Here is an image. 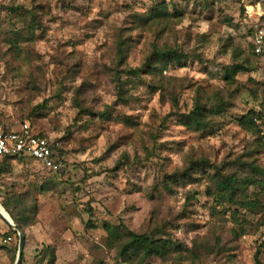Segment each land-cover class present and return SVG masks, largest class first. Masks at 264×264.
Here are the masks:
<instances>
[{
    "label": "rangeland",
    "instance_id": "374dc122",
    "mask_svg": "<svg viewBox=\"0 0 264 264\" xmlns=\"http://www.w3.org/2000/svg\"><path fill=\"white\" fill-rule=\"evenodd\" d=\"M158 2L181 15L137 23L135 14L155 11ZM17 6L18 12L11 10ZM30 9L33 35L25 22ZM261 9L249 18L237 0H0L3 112L11 126L28 121L35 133L54 142L64 164L54 173L39 163L16 161L1 178L0 193L21 195V206L34 200L42 211L54 208L43 248L58 252V262L40 247L41 254L21 264H41L39 255L48 257L46 264H128L106 245L104 221L122 222L136 233L150 232L155 222H172L177 225L172 235L195 250L192 259L137 258L133 264H258L264 198L258 209H238L245 222L238 241L227 235L235 226L229 211L216 238L218 217L210 207L222 209L207 194L205 178L250 175L251 165L264 170L263 145L237 121L252 109L264 122V58L253 56L250 47L252 25L264 27V0ZM120 34L131 41L125 63L117 57ZM152 45L187 54L162 65V75L154 77H162L160 86H168L175 100L169 93L146 94L142 86L136 91L129 81L125 89L133 97L116 103L117 77L128 80L126 70L140 66ZM237 64L242 69L225 79L229 66ZM195 98L206 110L220 101L225 108L207 112L204 130L193 131L181 121ZM102 112L108 114L99 116ZM198 162L199 174L189 170V180L182 177L173 192L162 188L168 177ZM193 192L196 199L187 201ZM257 192L250 188L252 199Z\"/></svg>",
    "mask_w": 264,
    "mask_h": 264
},
{
    "label": "trees",
    "instance_id": "16d2710c",
    "mask_svg": "<svg viewBox=\"0 0 264 264\" xmlns=\"http://www.w3.org/2000/svg\"><path fill=\"white\" fill-rule=\"evenodd\" d=\"M155 7V11L150 10L149 12L141 15L135 14L137 23L146 24L158 19L169 21L181 15L180 9H177L175 7V12L170 13L169 5L166 2H158ZM20 9L21 7L17 6L15 8H12L11 10L18 12ZM28 13L30 14V17L25 20V22L27 23L28 31H30L29 33L33 35L36 29L34 10L30 9ZM166 17L170 18L165 19ZM130 42L131 41L129 35L125 36L120 34L118 36V61H122L123 63L126 62L131 45ZM152 46L154 47V49L152 50L151 55L146 56L144 62L140 66L129 68L128 70H126V74L129 77L128 80L123 81L119 77H117L116 103H124L130 99L131 95L129 94L128 89H125V82L129 81L130 86L133 87V89H135L136 91L139 87L142 86L145 88L144 90L146 94H154L159 92L162 96H164L169 93L171 94L170 97L175 100V94L172 90L169 89L168 86H160L162 77L161 80H154V77L155 75H162V65L179 62L183 55L187 54L184 51L182 53V50L178 48L170 46ZM250 47L253 56L263 59L261 56L256 55L252 52L251 43ZM159 64H161V66ZM236 68L242 69V65L237 64L229 66L225 75V79H232L233 75L235 74ZM1 101L2 100L0 98V102ZM211 109L216 110V112L225 110L221 101L212 105L209 110H206L204 103L199 98H195L192 109L188 113L182 114V124L193 131L201 129L204 130L208 126L206 115L207 112H211ZM107 114V112H102L99 114V116L104 117ZM2 120L5 123V126H11L8 121V117L5 116L4 113L2 116ZM237 121L238 125L241 128L255 135L256 141L264 147V134L262 132V125H264V122L262 113L260 111L250 109L247 113L242 114L239 118H237ZM38 135L42 136L41 134ZM51 150L52 157H57L58 153L60 152L58 147L53 144V146H51ZM124 159L127 160V157H125ZM21 160L23 159H17L16 157L11 156L3 157L0 160V175L3 176L7 172H10L12 163ZM200 162L196 163V165L190 164L191 167H188L181 174L175 173L173 174V176L168 177V180H166L167 182L163 183L162 188L169 192H173V186L179 184L182 177L184 179H188L190 177L188 173L189 170H193V172L197 174L203 171V164ZM202 162L207 164L205 160H203ZM242 164L245 165V163ZM250 167V175L238 172L237 174L222 175L220 178L218 177L220 173H213L207 174L205 178V181L208 182V186L206 187L207 194L211 196L217 203V205L221 206L222 209V211H219L216 207H210L211 214H215L218 217V229H215V231H218L215 233L216 238L219 237V233L223 230L222 228L225 227V222L227 219L226 214L229 211L230 216L235 223V226L229 228V230L227 231V235H229L228 237H230L231 239L238 241V239L242 236L244 228L243 225L245 223L243 222V220L239 219V216L237 214L238 209L252 211L258 209L256 207H258L259 205H262V199L264 198V170L258 165H251ZM216 169L219 170V168ZM61 170L62 169L56 172H60ZM201 179L202 177L196 179L198 184L200 183ZM2 185L3 184L1 182V189ZM252 186L258 189L257 194L255 193L256 196L254 199L251 198L250 194V188ZM186 199L187 201L195 200V192L191 194L189 193L186 196ZM21 201V195H12L6 192L5 195L1 198L0 203L2 204L4 210L10 215L12 220L17 223L22 230H24L37 223L39 208H36L34 200H30V203L25 206H21ZM193 225L194 224H191L190 227L192 228ZM103 229L106 232V245L109 248H115L117 250V258L124 263L133 264L135 263L134 259L140 258L141 261H144L150 257H158L161 260H168L175 257L180 260L187 258L192 259L191 255H195V250L193 248H190L188 244L179 241L177 238H175L174 235H172V232L177 229V225H174L172 222H155L154 225L151 226L149 230L150 232L144 233H136L134 231H131L122 222L115 224L104 221ZM210 229H212V226L210 227ZM7 236L13 237V246H11L8 251L9 258L12 262L15 260L16 256L18 237L16 231L11 226H8L7 231L0 233V238ZM263 251L264 244L259 243L257 245V250L254 256L258 264L261 263L259 257L264 258ZM41 253L44 255H47V253H49L51 258L50 261H53L55 258L54 251L50 247L42 248ZM45 257H41L39 258V260L43 261ZM21 259H23V256Z\"/></svg>",
    "mask_w": 264,
    "mask_h": 264
},
{
    "label": "built area",
    "instance_id": "2783aa9c",
    "mask_svg": "<svg viewBox=\"0 0 264 264\" xmlns=\"http://www.w3.org/2000/svg\"><path fill=\"white\" fill-rule=\"evenodd\" d=\"M244 8V12L249 18L254 15L256 8L257 14H262V0H237ZM252 52L264 58V27L257 22L252 25ZM3 104L0 102V160L5 156L16 157L17 159L34 160L39 162L42 167L50 172H56L64 167L61 160L52 157L50 142L46 137L35 133L28 121L19 123L17 127L5 126L2 120ZM264 134V125H262ZM0 175V190L1 178ZM3 209V208H2ZM13 241V237L7 236L1 238V243L7 244Z\"/></svg>",
    "mask_w": 264,
    "mask_h": 264
},
{
    "label": "crops",
    "instance_id": "0c3cea01",
    "mask_svg": "<svg viewBox=\"0 0 264 264\" xmlns=\"http://www.w3.org/2000/svg\"><path fill=\"white\" fill-rule=\"evenodd\" d=\"M19 162L39 163L37 161L30 160V159L29 160H21ZM3 196L4 195L0 193V200ZM0 207H1V203H0ZM1 209H2V207H1ZM2 210H4V208ZM53 211H54V208H46L45 211L44 210L42 211V208H39L37 219H38V221H40V223L37 221V223L35 225H32L29 228L25 229V232H24L25 243H24L23 253H22L23 259L32 260L30 255H37V253L39 254L40 250L38 251V249H41L40 247L43 248L45 245H47V243L45 241H43V238L45 236V231H46L45 229L50 228V225L48 224V219L53 215ZM5 213L8 214L7 212H5ZM8 226L9 225L0 217V233L7 231ZM12 242L7 243V244H3V243H1V239H0V264H10V258H9V252H8L9 249H7V246H10L12 244ZM54 255H55L54 263H57L58 262L57 260L59 257L58 252H55ZM38 257L40 258V255L37 256V258ZM39 258L36 259V261H38ZM47 258L48 257H45V259H43V261H41V264H46ZM23 259H21V260H23ZM34 260H35V258H34Z\"/></svg>",
    "mask_w": 264,
    "mask_h": 264
},
{
    "label": "water",
    "instance_id": "95a60500",
    "mask_svg": "<svg viewBox=\"0 0 264 264\" xmlns=\"http://www.w3.org/2000/svg\"><path fill=\"white\" fill-rule=\"evenodd\" d=\"M0 217L9 226H11L16 231L18 240H17V251H16V256H15L14 264H20L21 263V258H22V253H23V247H24V243H25V234H24L23 230L19 227V225L17 223H15L9 215H8V219H7L6 217H4L0 213Z\"/></svg>",
    "mask_w": 264,
    "mask_h": 264
},
{
    "label": "bare ground",
    "instance_id": "6f19581e",
    "mask_svg": "<svg viewBox=\"0 0 264 264\" xmlns=\"http://www.w3.org/2000/svg\"><path fill=\"white\" fill-rule=\"evenodd\" d=\"M0 213H1L4 217H6V218L8 219V215L5 213L4 210L1 209V207H0Z\"/></svg>",
    "mask_w": 264,
    "mask_h": 264
}]
</instances>
